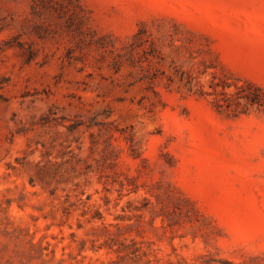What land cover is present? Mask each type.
Segmentation results:
<instances>
[{"label": "rangeland", "instance_id": "374dc122", "mask_svg": "<svg viewBox=\"0 0 264 264\" xmlns=\"http://www.w3.org/2000/svg\"><path fill=\"white\" fill-rule=\"evenodd\" d=\"M143 25L160 59L117 71ZM236 86L264 102V0H0V264H264Z\"/></svg>", "mask_w": 264, "mask_h": 264}, {"label": "trees", "instance_id": "16d2710c", "mask_svg": "<svg viewBox=\"0 0 264 264\" xmlns=\"http://www.w3.org/2000/svg\"><path fill=\"white\" fill-rule=\"evenodd\" d=\"M166 38L174 39L175 36L170 31H167ZM92 45L97 42L92 40L90 42ZM157 40L153 37V33L150 32L146 25H143L137 33H135L129 40L122 42L119 45L114 43L110 49L105 48V46L99 47L105 49V51L110 55V59L114 66H117V71L124 65H128L131 68L143 67L144 62L151 63L154 60L160 59V52L158 50ZM98 45V44H97ZM100 45V44H99ZM156 74L151 75L149 80L155 79ZM183 80V79H182ZM249 86L253 87L251 84ZM227 87V86H225ZM237 95L239 98L247 100L252 105L262 107L264 102L262 100L261 94L256 90L255 92L242 93L241 88L237 87Z\"/></svg>", "mask_w": 264, "mask_h": 264}]
</instances>
